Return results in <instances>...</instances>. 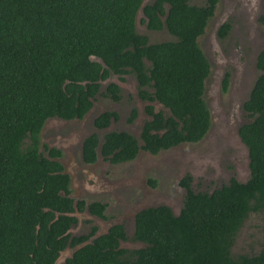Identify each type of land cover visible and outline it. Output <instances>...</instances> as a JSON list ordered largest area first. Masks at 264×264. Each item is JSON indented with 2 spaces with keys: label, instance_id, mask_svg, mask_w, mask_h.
Returning <instances> with one entry per match:
<instances>
[{
  "label": "trees",
  "instance_id": "1",
  "mask_svg": "<svg viewBox=\"0 0 264 264\" xmlns=\"http://www.w3.org/2000/svg\"><path fill=\"white\" fill-rule=\"evenodd\" d=\"M190 1L0 0V264H54L67 247L75 250L60 264H264V51L257 55L259 74L242 107L248 122L238 130L248 152V179L232 178L207 193L194 192L186 175L179 182L185 195L177 215L165 206L134 215L131 240L140 248L120 247L127 240L121 225L98 236L96 227L72 236V213L86 210L105 219L106 205L74 202L62 153L39 151L46 121H81L100 82L111 75L133 76L138 97L156 101L167 113L147 106L150 119L138 139L126 132H107L101 140L90 134L81 146L83 163L93 164L99 155L118 165L139 151L157 155L199 142L210 126L203 98L210 66L197 38L218 0L201 6ZM139 10L148 31L164 29L174 40L149 43L138 34ZM228 29L220 26L218 37ZM227 85L225 75L223 92ZM119 93L111 82L100 94L117 102ZM135 116L131 110L128 121ZM111 119L116 112H103L93 126L103 130ZM251 214L262 222L260 249L233 255Z\"/></svg>",
  "mask_w": 264,
  "mask_h": 264
},
{
  "label": "rangeland",
  "instance_id": "2",
  "mask_svg": "<svg viewBox=\"0 0 264 264\" xmlns=\"http://www.w3.org/2000/svg\"><path fill=\"white\" fill-rule=\"evenodd\" d=\"M151 1L144 0V4ZM190 3L201 6L204 0H191ZM143 19L139 10L135 29L138 34L147 36L149 43L174 40L164 29L148 31ZM225 21L231 24V29L220 39L217 31ZM197 44L210 66L203 98L211 115L210 130L199 143L181 144L157 155L139 151L134 160L118 165L103 162L99 157L94 164H84L81 144L92 133L100 140L107 132H126L138 139L141 123L148 117L144 112L147 103L137 97L136 83L131 75H111L100 82V93L111 82L120 86L119 101L114 102L99 93L81 121H46L39 134V151L54 147L62 153L61 162L70 177V197L85 205L93 202L106 205L104 220L86 210L75 212L78 223L69 230L70 234H87L91 227H96L95 236H98L113 224H120L127 237L125 242H120V247L137 249L142 245L131 240L134 215L142 209L160 205L169 207L177 215L185 195L179 185L184 176H190L194 192L207 193L232 178L239 182L248 179V152L237 132L248 121L242 105L259 74L255 68L256 57L264 50V0H218ZM226 72L228 86L223 92L221 84ZM154 104L155 110L167 113ZM131 110H135L136 116L129 122ZM103 112H116L117 119L107 129L97 130L93 121ZM261 224L257 215H250L237 234L231 249L233 255L258 253L263 239ZM72 251L63 252L60 260L70 256Z\"/></svg>",
  "mask_w": 264,
  "mask_h": 264
},
{
  "label": "flooded vegetation",
  "instance_id": "3",
  "mask_svg": "<svg viewBox=\"0 0 264 264\" xmlns=\"http://www.w3.org/2000/svg\"><path fill=\"white\" fill-rule=\"evenodd\" d=\"M216 4H217V3H216ZM216 4H215V6H216ZM214 9H215V8H214ZM223 24H228V25H229V29L227 30V34L224 36V37H226V36L228 35L230 29H231V24L228 23V22H226V21L223 22V23L221 24V26H222ZM219 28H220V27H219ZM162 30H163V29H162ZM160 31H161V30H160ZM217 32H218V31H217ZM217 36H218V35H217ZM220 39H221V38H220ZM262 51H264V50H262ZM258 54H259V53H258ZM256 58H257V57H256ZM225 75H228V79H229V74H228L227 72L224 74L223 78L225 77ZM121 76H123V75H121ZM125 77H126V76H125ZM223 78H222V80H223ZM134 80H135V79H134ZM205 81H206V80H205ZM135 83H136V80H135ZM221 85H222V84H221ZM227 86H228V85H227ZM119 88H120V86H119ZM136 88H137V83H136ZM136 92H137V91H136ZM137 94H138V92H137ZM137 97H138V95H137ZM138 98H139V97H138ZM139 100H141V99L139 98ZM141 101L147 103V104L145 105V107H144V112H145V108H146L147 106H152V107L154 108V111H155V112H161V111H157V110H155V106H156V104H154V103H157L156 101H147V100H141ZM92 104H93V103H92ZM157 104H158V103H157ZM243 104H244V103H243ZM206 105H207V104H206ZM158 106H159V104H158ZM160 107L162 108V110H165L161 105H160ZM207 107H208V106H207ZM242 107H243V105H242ZM91 108H92V107H91ZM90 110H91V109H90ZM90 110H89V111H90ZM208 110H209V109H208ZM242 110H243V109H242ZM166 111H167V110H166ZM243 112H244V111H243ZM88 113H89V112H88ZM88 113H87V114H88ZM162 113L165 114V112H163V111H162ZM244 113H245V112H244ZM87 114H86V115H87ZM145 114H146V113H145ZM209 114H210V112H209ZM86 115H85V116H86ZM99 115H100V114H99ZM99 115H98V116H99ZM146 115H147V114H146ZM85 116H84V117H85ZM147 116H148V115H147ZM245 116H246V114H245ZM246 117H247V116H246ZM137 118L139 119V118H140V115L137 116ZM144 118H145V117H144ZM146 119L149 120L150 117L148 116V117H146ZM247 119H248V118H247ZM57 120H59V119H57ZM147 120H146V121H147ZM60 121H63V120H60ZM112 121H115V120H112V119H111L110 123H111ZM67 122H69V121H67ZM144 122H145V121H143V122L141 123V127H142V125H143ZM247 122H248V121H247ZM247 122H246V123H247ZM246 123H244V124H246ZM244 124H242V125H244ZM109 125H110V124H109ZM109 125H108V126H109ZM242 125H241V126H242ZM210 126H211V115H210ZM210 126H209L207 132L210 130ZM241 126H240V127H241ZM240 127H239V128H240ZM107 128H108V127H106L105 129H107ZM97 130H98V129H97ZM103 130H104V129H103ZM238 130H239V129H238ZM140 131H141V129H140ZM207 132H206V134H207ZM139 134H140V132H139ZM206 134L204 135V137L206 136ZM237 134H238V132H237ZM97 136H98V135H97ZM102 137H103V136H102ZM138 137H139V136H138ZM204 137H203V138H204ZM85 138H86V137H85ZM85 138H84V139H85ZM98 138H99V136H98ZM203 138H202V139H203ZM84 139H83V140H84ZM101 139H102V138H101ZM202 139H201V140H202ZM201 140H200V141H201ZM99 141H100V140H99ZM200 141H199V142H200ZM240 141H241V140H240ZM82 142H83V141H82ZM199 142H197V143H199ZM241 142H242V141H241ZM197 143H194V144H197ZM99 144H100V143H99ZM180 145H181V144H180ZM81 146H82V144H81ZM178 146H179V145H178ZM176 147H177V146H176ZM47 148H50V147H47ZM51 148H54V147H51ZM173 148H175V147H173ZM55 149H57V148H55ZM170 149H171V148H170ZM57 150H59V149H57ZM168 150H169V149H168ZM98 157H99L103 162H106V161H104L103 158H101L99 155H97V159H98ZM61 158H62V156H61ZM61 158H60V160H59L60 162H61ZM97 159H96V161H97ZM81 160H82V159H81ZM96 161H95V162H96ZM82 162H83V161H82ZM107 163H109V162H107ZM61 164H62V162H61ZM84 164H85V163H84ZM93 164H94V163H93ZM109 164H110V163H109ZM62 166H63V164H62ZM63 168H64V166H63ZM64 172H65V170H64ZM184 177H185V176H184ZM70 184H71V183H70ZM74 202H75V201H74ZM76 202H77V201H76ZM160 206H164V205H160ZM155 207H157V206H155ZM165 207H167V206H165ZM148 208H149V207H148ZM167 208H169V207H167ZM169 209H170V208H169ZM142 210H143V209H142ZM170 210H171V209H170ZM75 212H78V211H75ZM75 212H74V213H75ZM171 212L173 213L172 210H171ZM74 213H72V214L70 215L71 217H74V218L76 219V222H75L74 225H72V227L75 226V225L78 223V219H77L76 216H74ZM103 214H104V213H103ZM104 216H105V215H104ZM95 217H97V216H95ZM105 217H106V216H105ZM97 218H98V217H97ZM99 219H101V218H99ZM105 219H106V218H105ZM103 220H104V219H103ZM115 225H120V224H113L112 226H115ZM133 225H134V217H133ZM121 226H122V225H121ZM72 227H71V228H72ZM110 227H111V226H110ZM122 227H123V226H122ZM71 228H70V229H71ZM91 228H92V227H91ZM91 228H90V229H91ZM70 229H69V230H70ZM96 229H97V228H96ZM123 229H124V227H123ZM97 231H98V229L96 230V233H97ZM68 232H69V231H68ZM124 232H125V231H124ZM88 233H89V232H88ZM71 235H72V234H71ZM78 235H81V234H78ZM125 235H126V234H125ZM72 236H73V235H72ZM91 239H92V237H91ZM123 242H125V241H123ZM66 250H73V249L67 247V248H66L64 251H62L61 253L65 252ZM61 253H60V256H61ZM68 257H69V256H68ZM68 257H66V258H68ZM58 258H59V257H58ZM64 259H65V258H64Z\"/></svg>",
  "mask_w": 264,
  "mask_h": 264
},
{
  "label": "water",
  "instance_id": "4",
  "mask_svg": "<svg viewBox=\"0 0 264 264\" xmlns=\"http://www.w3.org/2000/svg\"><path fill=\"white\" fill-rule=\"evenodd\" d=\"M143 4H144V2H143ZM74 250H75V249H74ZM74 250H73V251H74ZM73 251H72V252H73ZM61 254H62V253H61ZM71 254H72V253H71ZM61 261L63 262L64 260H60V256H59V258L55 261L54 264H60V263H62Z\"/></svg>",
  "mask_w": 264,
  "mask_h": 264
}]
</instances>
